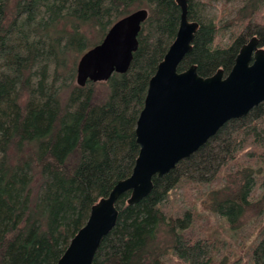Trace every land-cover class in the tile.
Wrapping results in <instances>:
<instances>
[{
	"label": "trees",
	"instance_id": "16d2710c",
	"mask_svg": "<svg viewBox=\"0 0 264 264\" xmlns=\"http://www.w3.org/2000/svg\"><path fill=\"white\" fill-rule=\"evenodd\" d=\"M208 2L188 0L198 28L179 65V71L196 65L204 77L229 73L253 36L264 47V0H241L226 21L209 16ZM139 9L149 16L129 70L79 86L83 54ZM180 18L176 0L0 1V264H56L93 205L132 174L137 121ZM179 190L187 201L177 204ZM129 197L118 200L117 225L93 264H242L209 230H198V205L235 233L259 223L260 238L246 257L247 264H264V102L155 177L139 203L128 205Z\"/></svg>",
	"mask_w": 264,
	"mask_h": 264
},
{
	"label": "water",
	"instance_id": "95a60500",
	"mask_svg": "<svg viewBox=\"0 0 264 264\" xmlns=\"http://www.w3.org/2000/svg\"><path fill=\"white\" fill-rule=\"evenodd\" d=\"M176 2L181 8L180 25L150 80L135 130L140 151L133 172L93 205L88 221L56 264H93L102 239L117 225V202L124 193L130 192L128 205L139 203L152 192L155 177L168 174L226 123L248 115L264 102V47L257 36L241 47L227 74L220 69L204 77L196 65L179 71L193 48L198 23L189 19L188 0ZM148 16L147 9H139L119 19L104 39L80 58L77 84L85 87L89 82L108 81L114 73H126Z\"/></svg>",
	"mask_w": 264,
	"mask_h": 264
},
{
	"label": "rangeland",
	"instance_id": "374dc122",
	"mask_svg": "<svg viewBox=\"0 0 264 264\" xmlns=\"http://www.w3.org/2000/svg\"><path fill=\"white\" fill-rule=\"evenodd\" d=\"M207 1V0H206ZM208 6H207V13L210 17L216 16L217 19H225L228 20L233 18L236 14V8L240 6L241 0H208ZM231 35V28L225 29V34L222 39L223 44H227L229 41V37ZM99 83V82H98ZM97 91L99 95H104L107 93V88L104 84L100 83L97 86ZM196 192V191H192ZM179 196L177 198V204L181 203L179 199L186 200V196L182 195V190L176 192ZM175 192L173 195L176 194ZM256 196H260L262 194V190L259 189V187L256 189ZM174 198V196H172ZM194 198H197L195 196ZM187 201V200H186ZM184 203V202H183ZM198 210L200 213L199 223L197 224L198 230L201 231V233L206 234L209 230V233H211V236L213 237L215 243L222 242V248L230 247L231 250H234L236 253V257H240L243 260L240 261L242 264H247V257L246 253H248L249 248L252 244L256 243L260 238V224L256 223L251 226H245L244 230L240 233L233 232L229 224L227 223L226 219L218 216L217 214L210 213L209 211L201 210V206L198 205ZM249 218L248 220H250ZM264 225V222H261V226ZM206 230V231H203ZM199 234L200 232L197 231ZM216 243V244H217ZM227 249V248H225ZM221 251L219 250L218 255L220 256ZM244 257V258H243ZM172 263V262H169ZM250 264V263H248Z\"/></svg>",
	"mask_w": 264,
	"mask_h": 264
},
{
	"label": "flooded vegetation",
	"instance_id": "af4514ba",
	"mask_svg": "<svg viewBox=\"0 0 264 264\" xmlns=\"http://www.w3.org/2000/svg\"><path fill=\"white\" fill-rule=\"evenodd\" d=\"M255 36H256V35H255ZM253 37H254V36H253ZM258 39H259V38H258ZM259 41H260V40H259ZM248 42H249V41H248ZM248 42H247V43H248ZM245 44H246V43H245ZM260 46H261V45H260ZM261 47H262V46H261Z\"/></svg>",
	"mask_w": 264,
	"mask_h": 264
},
{
	"label": "bare ground",
	"instance_id": "6f19581e",
	"mask_svg": "<svg viewBox=\"0 0 264 264\" xmlns=\"http://www.w3.org/2000/svg\"><path fill=\"white\" fill-rule=\"evenodd\" d=\"M210 247V246H209ZM225 253V252H224Z\"/></svg>",
	"mask_w": 264,
	"mask_h": 264
}]
</instances>
